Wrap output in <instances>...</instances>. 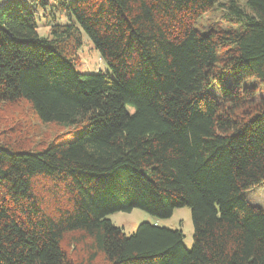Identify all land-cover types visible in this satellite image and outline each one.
I'll return each instance as SVG.
<instances>
[{"label":"trees","instance_id":"obj_1","mask_svg":"<svg viewBox=\"0 0 264 264\" xmlns=\"http://www.w3.org/2000/svg\"><path fill=\"white\" fill-rule=\"evenodd\" d=\"M83 34L108 71L77 70ZM261 86L264 0H0V104L64 129L36 150L0 141V264H264L246 196L264 185ZM185 207L191 249L109 219Z\"/></svg>","mask_w":264,"mask_h":264},{"label":"rangeland","instance_id":"obj_2","mask_svg":"<svg viewBox=\"0 0 264 264\" xmlns=\"http://www.w3.org/2000/svg\"><path fill=\"white\" fill-rule=\"evenodd\" d=\"M226 12L208 13L200 20V26L210 23H225L224 15ZM38 34L41 38L50 39V23L52 18L39 16L37 18ZM56 22L65 24V17L58 15ZM83 47L79 51V66L77 70L82 73H98L99 71H108L107 64L101 59L100 54L94 49L92 42L83 34ZM256 81H248V86H254ZM262 87V86H261ZM260 87V88H261ZM257 97L264 98V87L257 91ZM64 129L55 124H43L36 117L31 107L26 102L19 103H1L0 104V141L7 143L22 142L23 147L30 150L41 149L45 147ZM248 201L257 207L264 209V185H260L246 193ZM111 222L124 229L129 235L136 231L141 223H150L151 225L169 228L181 229L184 234V245L191 249L193 245V222L191 210L188 207L178 208L169 219H158L141 210H134L132 213H117L109 217ZM69 255L75 259L80 258L83 246L79 242L67 239L64 244Z\"/></svg>","mask_w":264,"mask_h":264}]
</instances>
